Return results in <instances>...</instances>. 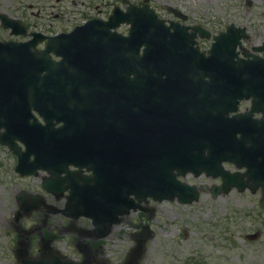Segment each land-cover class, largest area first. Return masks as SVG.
I'll list each match as a JSON object with an SVG mask.
<instances>
[{
  "label": "water",
  "instance_id": "water-1",
  "mask_svg": "<svg viewBox=\"0 0 264 264\" xmlns=\"http://www.w3.org/2000/svg\"><path fill=\"white\" fill-rule=\"evenodd\" d=\"M132 8L130 14L115 13L108 23L94 21L69 36L51 38L47 50L41 53L32 52L36 45L33 42L0 43V131L5 130L0 138L15 151L11 144L15 138L21 140L28 148L25 159L34 154L35 167L49 168L55 175L71 161L88 168L96 161L102 170L112 169L111 185L116 188L135 184L137 194H147L143 190L149 191L154 185L153 188L158 189L149 194L163 196L177 185L174 171L185 175L201 167L213 170L217 164L214 157L222 149L239 148L240 144L235 139L237 131H175L176 126L186 124L181 119L176 126L172 122L166 124L167 131H132L135 126L138 129L149 122L152 109L156 108L151 104L155 95L170 96L172 92L181 103L197 95L194 75L174 65L175 68L167 69L158 64L157 50L166 48V44L151 43L144 56L139 57L140 43L135 42L140 41L141 26L149 25L150 21H140L145 13ZM150 17L154 22L155 16ZM124 22L132 24L130 38L111 32ZM230 41L234 48L238 38L221 37L215 47L228 46ZM127 42L126 56L123 51ZM61 49L67 51L70 67L53 62L49 57L50 52L61 56ZM214 56L213 51L209 77L213 84L224 80L225 98L216 100L214 106L208 101L209 107L225 104L228 114L237 110V98H249L253 93L259 95L264 105V60L255 58L235 66L233 53L229 55L230 60L224 62ZM204 71L208 70L204 68ZM180 74L186 75L178 83L176 78ZM229 93L234 100H228ZM128 101H136L135 114L130 112ZM194 105L203 104L196 101ZM33 110L44 118L46 126L39 124ZM191 111L195 112L191 108L185 112ZM178 114H182L180 109ZM127 118H132L131 130L123 131ZM55 122H64V126L56 129ZM260 132L252 144L256 148L254 162L248 166L253 178L264 185V134ZM44 137L46 141L42 140ZM247 137L249 135H245L241 146L247 143ZM205 149L210 156L201 161L197 153ZM118 155L123 161L127 160L125 173L117 172L112 163L120 161ZM128 195L129 191L126 197ZM77 205L90 217L93 210L101 206L90 196Z\"/></svg>",
  "mask_w": 264,
  "mask_h": 264
},
{
  "label": "rangeland",
  "instance_id": "rangeland-1",
  "mask_svg": "<svg viewBox=\"0 0 264 264\" xmlns=\"http://www.w3.org/2000/svg\"><path fill=\"white\" fill-rule=\"evenodd\" d=\"M0 0V6L6 12H16L17 15H27V4L53 1L55 5H64L70 10L82 6L83 3L100 0ZM102 9H106L105 3L120 6L122 0H103ZM138 1V0H130ZM184 6H192L199 11V15H221L224 11L235 15L241 12L244 20L235 18L237 24L246 26L251 34L249 41L245 42L247 48L259 45L264 41V0H253L249 12L239 7L238 0H175ZM244 1V0H243ZM27 7V9H17ZM49 5V4H47ZM53 5V4H52ZM13 7L16 10H13ZM215 9L218 11L216 13ZM19 12V13H17ZM197 14V12H194ZM27 16L30 17V14ZM245 16H249L245 20ZM36 18V17H34ZM122 29L121 31H123ZM0 38H8L6 33L0 32ZM1 167L7 168L12 173L14 160L7 149L0 147ZM235 170L234 167L229 168ZM8 176L0 169V211L8 212L12 202V188L18 183H24L29 188H36V184L19 181L10 178L7 184H2ZM187 180L191 181L192 177ZM212 184L211 181L198 179ZM196 182V184H198ZM203 184V183H202ZM260 198L252 194H232L220 201L213 209L209 202L202 198L201 202L192 209L169 204H160L151 219V228L154 231V239L148 244L146 257L141 264H264V210L260 207ZM247 214V216H246ZM139 213H133L126 218L124 223L115 230L112 240L109 241L111 259L121 261L126 259L128 251L132 247L129 233L133 231L131 224L139 223ZM219 224L217 227L214 223ZM227 227V233L222 236ZM187 235L184 236V230ZM9 228L0 220V244L8 245L10 239L4 233H9ZM261 230L263 237L255 242L246 241L248 234ZM62 243V242H61ZM0 264H14L9 254H0Z\"/></svg>",
  "mask_w": 264,
  "mask_h": 264
},
{
  "label": "flooded vegetation",
  "instance_id": "flooded-vegetation-1",
  "mask_svg": "<svg viewBox=\"0 0 264 264\" xmlns=\"http://www.w3.org/2000/svg\"><path fill=\"white\" fill-rule=\"evenodd\" d=\"M239 7L243 6L249 12L252 6L253 0H238ZM153 6L159 17L165 22L166 26L170 28L171 33L180 31L183 38H187L190 41H195V47L205 55L208 54L209 49L213 43V37L221 33H225L232 26L241 27L237 24L235 18L244 20L240 14L232 15L230 12L225 11L221 15H199V11L192 6H184L175 0H155ZM175 6H179L186 11L183 14L177 11ZM216 13L218 12L215 9ZM197 12V14H194ZM64 12L56 14V18L60 19ZM249 16H245V20H248ZM187 29V31H184ZM205 30L210 33L211 39H205L201 36V31ZM201 30V31H200ZM65 32L61 28V33ZM188 40V41H189ZM244 50L241 49V52ZM188 53L187 50H184ZM243 104L244 111L248 108V102ZM40 176L38 186L36 190L29 188L24 183H18L13 188L14 201L16 207L11 209V221L5 224H9L11 230L9 233H4L5 237L10 239L8 245L0 244V254L11 255L14 264H19V261H28L32 258H40L45 256L46 260L52 261L61 258V253L65 256H69L77 261H81L86 258L92 264L110 262V249L109 243L105 240L110 237L102 239L97 237V233H89L93 236H87L85 233L81 238L79 231L94 229L93 222L87 218L81 217L78 219L67 216L66 204L68 193L64 195H55L45 192L42 188L43 177ZM27 179H21L24 181ZM22 191H30L42 194L43 204L31 214H26L24 210L19 212L18 196ZM208 195L214 200L212 191L208 192ZM155 203L149 201L143 208L144 212H154ZM18 212L22 214L20 219L16 222L15 218ZM17 223L20 225L17 230ZM138 229L141 228L137 226ZM1 236V235H0ZM61 236H66L68 242L61 246ZM71 249L75 252H71ZM71 254H70V253ZM69 254V255H68Z\"/></svg>",
  "mask_w": 264,
  "mask_h": 264
}]
</instances>
